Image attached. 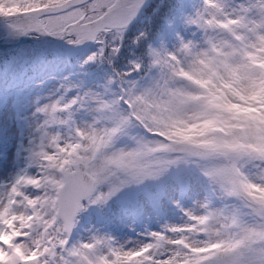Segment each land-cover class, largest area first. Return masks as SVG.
<instances>
[{
	"label": "snow or ice",
	"instance_id": "6c2138e0",
	"mask_svg": "<svg viewBox=\"0 0 264 264\" xmlns=\"http://www.w3.org/2000/svg\"><path fill=\"white\" fill-rule=\"evenodd\" d=\"M146 11L164 24L135 36L122 70ZM0 23L9 38L92 42L82 67H110L97 89L64 77L36 98L39 135L20 144L27 166L0 183V264H264V0H0ZM81 110L91 122L77 123ZM173 169H194L210 192L190 208L175 202L182 223L133 246L99 232L73 240L89 207Z\"/></svg>",
	"mask_w": 264,
	"mask_h": 264
},
{
	"label": "rangeland",
	"instance_id": "374dc122",
	"mask_svg": "<svg viewBox=\"0 0 264 264\" xmlns=\"http://www.w3.org/2000/svg\"><path fill=\"white\" fill-rule=\"evenodd\" d=\"M186 1V0H185ZM181 4H199L200 0H187ZM7 30L0 23V38L5 37L2 44L16 42L20 37L10 39L6 35ZM13 40V41H11ZM94 50H91L93 52ZM53 53V49L48 50ZM2 53V52H1ZM33 55L29 48L24 49L10 59L5 57L8 69L3 73L0 91V183L9 182L21 169L25 168L24 157L27 153L20 154L21 142L27 144L29 138L38 137L36 132V117L34 102L37 97H49L59 85L64 82V77H70L73 83L84 81L88 88L97 89L106 77L108 71L103 74H90L87 68L81 67L87 55H81L76 62V69L71 72L67 61H54L49 68L42 73L16 84L9 83L10 76L15 73L29 55ZM4 55V54H3ZM37 55V54H35ZM87 73V75H85ZM90 76H96L94 79ZM75 93H70L74 95ZM47 99L41 100V104ZM20 117H27L22 120ZM77 123L83 125L91 122L90 114L81 110L75 116ZM62 131L66 132L67 129ZM134 135H142V130H135ZM124 143H130L127 139ZM121 143L120 146H124ZM35 172V169L30 170ZM255 170H253L254 172ZM191 180L192 187L185 195L180 190V182ZM210 192L197 180L194 169H183L179 173L175 169L169 175L157 182H146L141 185H133L122 190L113 197L105 206H91L79 216V223L73 233V240H87L89 236L96 234H109L121 244H128L145 239V233L159 231L164 224L182 223L184 217L181 207H193L196 200H203ZM180 201L181 207L175 203ZM217 206H222L216 201ZM133 246V244H128Z\"/></svg>",
	"mask_w": 264,
	"mask_h": 264
},
{
	"label": "trees",
	"instance_id": "16d2710c",
	"mask_svg": "<svg viewBox=\"0 0 264 264\" xmlns=\"http://www.w3.org/2000/svg\"><path fill=\"white\" fill-rule=\"evenodd\" d=\"M183 0H171V4L173 5V7H175L178 4H181ZM158 2V0H154L153 1ZM156 14L150 11H146L144 13V19H142L141 22H138L131 30H130V34L127 35V40H126V44L125 47L122 49V53L121 56L118 59V65L122 70L127 71L128 70V63L131 59H133L132 53L133 52H139L137 46L133 43V40L135 38V36L141 31L144 30L146 27L148 28V30L150 31V33L155 36L157 32H159V30L161 29V27L164 24V19L160 18L158 20H156L154 23L152 24H148L147 23V17L149 16H155ZM167 15V14H166ZM96 49V48H94ZM84 54V53H83ZM82 55V54H81ZM5 57L3 54L0 53V67H4L6 64L5 61ZM59 58H64L63 56H59ZM65 59V58H64ZM84 68H88V71L91 72L92 74L94 72L96 73H101L105 70L110 71V67L108 65H96V64H92V65H88V66H83Z\"/></svg>",
	"mask_w": 264,
	"mask_h": 264
},
{
	"label": "water",
	"instance_id": "95a60500",
	"mask_svg": "<svg viewBox=\"0 0 264 264\" xmlns=\"http://www.w3.org/2000/svg\"><path fill=\"white\" fill-rule=\"evenodd\" d=\"M31 44L37 49L45 50L49 46H54L56 49H59L61 53L66 55H73L75 53H79L88 49L93 43L90 42L80 48H74V46L65 44L64 41L58 40L52 37H41L39 40H32L29 36H24L21 38L19 43H12V44H1L0 43V50L8 51V50H16L18 47Z\"/></svg>",
	"mask_w": 264,
	"mask_h": 264
},
{
	"label": "bare ground",
	"instance_id": "6f19581e",
	"mask_svg": "<svg viewBox=\"0 0 264 264\" xmlns=\"http://www.w3.org/2000/svg\"><path fill=\"white\" fill-rule=\"evenodd\" d=\"M10 39H14L15 40V38H10ZM11 41H13V40H11Z\"/></svg>",
	"mask_w": 264,
	"mask_h": 264
}]
</instances>
